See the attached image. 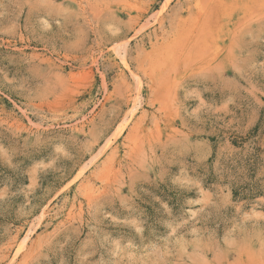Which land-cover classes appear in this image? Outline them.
I'll use <instances>...</instances> for the list:
<instances>
[{
  "label": "rangeland",
  "instance_id": "rangeland-1",
  "mask_svg": "<svg viewBox=\"0 0 264 264\" xmlns=\"http://www.w3.org/2000/svg\"><path fill=\"white\" fill-rule=\"evenodd\" d=\"M0 264H264V0H0Z\"/></svg>",
  "mask_w": 264,
  "mask_h": 264
}]
</instances>
